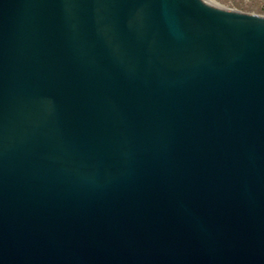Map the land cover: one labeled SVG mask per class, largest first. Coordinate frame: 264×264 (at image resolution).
Listing matches in <instances>:
<instances>
[{"label":"water","instance_id":"water-1","mask_svg":"<svg viewBox=\"0 0 264 264\" xmlns=\"http://www.w3.org/2000/svg\"><path fill=\"white\" fill-rule=\"evenodd\" d=\"M0 264H264V19L0 0Z\"/></svg>","mask_w":264,"mask_h":264},{"label":"rangeland","instance_id":"rangeland-1","mask_svg":"<svg viewBox=\"0 0 264 264\" xmlns=\"http://www.w3.org/2000/svg\"><path fill=\"white\" fill-rule=\"evenodd\" d=\"M225 8L246 15L264 17V0H214Z\"/></svg>","mask_w":264,"mask_h":264},{"label":"bare ground","instance_id":"bare-ground-1","mask_svg":"<svg viewBox=\"0 0 264 264\" xmlns=\"http://www.w3.org/2000/svg\"><path fill=\"white\" fill-rule=\"evenodd\" d=\"M214 1V0H213ZM216 2V1H215ZM229 10V9H228ZM232 14H233V16H237V15H239V16H249V17H256V18H262V19H264V17H259V16H254V15H246V14H241V13H238V12H234V11H231V10H229Z\"/></svg>","mask_w":264,"mask_h":264}]
</instances>
